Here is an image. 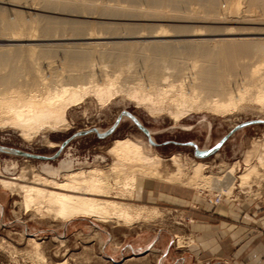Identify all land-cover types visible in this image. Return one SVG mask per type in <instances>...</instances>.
Wrapping results in <instances>:
<instances>
[{"label":"bare ground","instance_id":"1","mask_svg":"<svg viewBox=\"0 0 264 264\" xmlns=\"http://www.w3.org/2000/svg\"><path fill=\"white\" fill-rule=\"evenodd\" d=\"M243 2L0 0L6 5L0 6V40L10 43L0 47V127L15 129L23 139L33 141L45 133L68 130L71 108L91 98L104 107L120 95L153 117L168 116L176 125L192 115L226 120L250 110L264 114V29L257 34H235L229 28L231 32L227 30L221 39H202L205 34L200 29L193 31L183 23L170 29L138 23H220L227 11L236 16L245 12L264 23V0H245L244 9ZM94 17L128 22L83 20ZM170 37L185 39L163 40ZM56 41L68 42L52 43ZM105 133L97 130L99 136ZM148 139L151 147L147 150L140 140H116L108 150L112 163L106 168L66 158L59 170L46 165L37 172L25 166L8 179L0 167V187L17 193L22 208L41 219L64 223L92 219L130 228L161 216L156 207L138 204L143 185L151 189L153 181L231 194L237 179L241 188L264 180V143L259 141L245 154L244 172L236 177L242 169L239 162L222 176H207V165L196 162L190 176L178 156L170 159L173 172L165 173L167 161L154 152L152 146L157 144L151 134ZM7 148L0 152L34 159ZM254 158L257 164L252 163ZM16 169L13 162L6 166L10 173ZM31 243L36 261L47 264L37 240Z\"/></svg>","mask_w":264,"mask_h":264},{"label":"rangeland","instance_id":"2","mask_svg":"<svg viewBox=\"0 0 264 264\" xmlns=\"http://www.w3.org/2000/svg\"><path fill=\"white\" fill-rule=\"evenodd\" d=\"M243 1V7H241L244 9L245 0ZM0 6L6 5L0 4ZM45 14L70 19L77 18L58 16L48 12ZM226 14L225 20L220 23L205 21L179 23L172 20L139 21L138 23L141 26L154 25V27L161 26L166 29L183 23L193 31L200 29L205 34L199 37L202 39H221L222 34H225L227 30L231 32L232 28L235 34H242V32L257 34L264 29V23H260L258 18L250 17L245 12L241 16L231 14L229 11ZM96 18H84L83 20L128 22ZM129 22L133 23V21ZM213 27H215V34L211 32L214 29L208 30ZM179 39L185 38L170 37L163 40ZM69 42L76 43L77 41ZM9 44L0 40V47ZM50 77L51 75L47 74L48 80ZM136 105L123 95L104 107L91 98L69 110L70 128L68 130L45 133L33 141L23 139L15 129L0 127V146L47 157L60 152L57 159L51 161L0 152V167L4 177L8 179L15 177L25 166L37 172H42V168L46 165L59 170L61 162L66 158H71L76 163L85 164V166L88 164L91 167L106 168L112 163L108 150L119 139L140 140L143 142L144 149H149L151 146L148 137L125 115L116 130L108 137L100 138L95 132L74 137L76 133L93 129L107 132L123 111L130 112L148 129L153 141L157 144L156 147L152 146L154 152L167 161L163 167L165 173L173 172L174 167L170 159L178 156L186 164V168L190 169L187 170L190 176L193 175L192 167L196 162L207 165L205 169L207 176H222L230 166L239 162L242 168L237 170L236 177H239L244 172L245 154L253 149V145L259 142L264 143V124L250 125L233 133L216 153L198 157L194 147L188 143L194 142L199 149H211L237 125L251 120H264V114L259 110H250L226 120L209 114L192 115L191 118L176 125L168 116L153 117L147 109ZM253 160L252 163L257 164V160L255 158ZM12 162L17 164V171L10 173L6 170V166L10 167ZM257 182H253L249 187L241 188L239 187L240 180L237 179L235 188L229 195L227 192L220 193L210 187L202 189V186L198 189L194 186H182L179 183L153 181L151 189L143 185V198L138 201V204L156 207L161 216L149 223L141 222L130 228L116 224H103L92 219L70 223L49 218L41 219L22 208V199L17 193L11 194L0 187V264H44L36 261L33 255L35 248L31 239H36L40 244V251L47 264L58 262L67 264H199L194 254L200 248L199 239L204 232L201 229L204 228L200 229L196 224L207 225L209 230L217 225L215 208L223 203L236 206L251 203L257 206L264 205V180L259 179ZM148 191L154 193V196ZM161 194H171L174 198L170 196L166 198L163 195L160 196ZM216 198L220 199L218 205H215Z\"/></svg>","mask_w":264,"mask_h":264},{"label":"crops","instance_id":"3","mask_svg":"<svg viewBox=\"0 0 264 264\" xmlns=\"http://www.w3.org/2000/svg\"><path fill=\"white\" fill-rule=\"evenodd\" d=\"M214 214L218 224L210 230L207 225L196 224L204 228L200 248L194 254L199 264H264V205L223 203L215 208Z\"/></svg>","mask_w":264,"mask_h":264},{"label":"water","instance_id":"4","mask_svg":"<svg viewBox=\"0 0 264 264\" xmlns=\"http://www.w3.org/2000/svg\"><path fill=\"white\" fill-rule=\"evenodd\" d=\"M122 115H127L129 116L133 121L134 123L148 136V138H150V132L148 131V129L146 127H144L139 121L138 119L132 115L130 112L128 111H123L122 114L118 117L117 121L115 122V124L105 133V135L103 136H99V134H97L100 138H105V137H108L109 135H111L117 128L120 120H121V116ZM255 124H264V121L262 120H251V121H246L244 123H241L240 125L236 126L232 131H230V133L228 135H226L225 137H223L214 147H212L210 150H207V151H200L196 144L194 142H190L188 143L189 145H192L195 149V154L200 156V157H206V156H209L211 154H214L216 153L223 145L224 143L228 140V138H230V136L233 135V133L237 130H240L242 128H245L247 126H250V125H255ZM91 132H95L97 133V130L96 129H93L91 131H84V132H79V133H76L74 135V137H77V136H82V135H86L88 133H91ZM6 147L4 146H0V149H5ZM9 149V151L11 152H14V153H17V154H21V155H24V156H28V157H31V158H34V159H41V160H50V159H54L56 157H58L59 153L60 152H57L55 155H53L52 157H47V156H42V155H34V154H31V153H27V152H24V151H21V150H17V149H14V148H7Z\"/></svg>","mask_w":264,"mask_h":264},{"label":"built area","instance_id":"5","mask_svg":"<svg viewBox=\"0 0 264 264\" xmlns=\"http://www.w3.org/2000/svg\"><path fill=\"white\" fill-rule=\"evenodd\" d=\"M219 201H220V199H219V198H217V199H216V204H217Z\"/></svg>","mask_w":264,"mask_h":264}]
</instances>
